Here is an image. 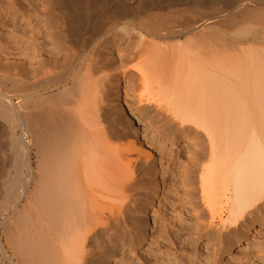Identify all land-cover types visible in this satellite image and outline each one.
<instances>
[{"label": "bare ground", "instance_id": "bare-ground-1", "mask_svg": "<svg viewBox=\"0 0 264 264\" xmlns=\"http://www.w3.org/2000/svg\"><path fill=\"white\" fill-rule=\"evenodd\" d=\"M199 1L41 0L45 22L29 23L31 30L20 33L26 41L38 29L49 39L50 63L43 58L49 66L42 59L48 67L41 73L38 65V72L24 56L18 75L0 73V131L10 105L20 132L18 139L12 133L9 139L6 129L0 134V254L10 264H85L88 254L98 263L103 249L114 259L120 242L131 247L145 240L155 264H187L175 255L171 261L170 231L176 237L186 232L183 242L206 236L212 251L192 249L189 259L214 264L224 246L245 243L252 228H264V201L258 203L264 200V0H244L237 9L231 1L219 11L227 17L207 16L203 21H215L203 31L197 30ZM240 18L245 26L224 39L221 29ZM61 50L66 59L59 62ZM112 66L110 76L119 71L134 82L125 87L123 102L106 91L111 101L103 110L120 118L118 130L116 123L106 131L99 121L100 101H106L97 72ZM136 80L143 91L134 106L153 112L150 124L158 123L155 129L171 144L185 141L182 160L156 133L131 130L126 103L132 99L126 97ZM128 137L133 139L117 145ZM134 188L143 196L137 201L128 195ZM156 195L163 196L157 205ZM186 205L194 215L185 214ZM257 247L263 254L264 246Z\"/></svg>", "mask_w": 264, "mask_h": 264}, {"label": "rangeland", "instance_id": "rangeland-1", "mask_svg": "<svg viewBox=\"0 0 264 264\" xmlns=\"http://www.w3.org/2000/svg\"><path fill=\"white\" fill-rule=\"evenodd\" d=\"M229 1L230 2H228L227 0H201V1H199L196 4V6L194 4L192 8L195 9V7H197L195 10L196 11H197V9L200 10V11H197V16H196L197 21H199V22H197V25H198L197 28L199 27L197 30L198 31L205 30V28H203L204 27V24H207V21L210 20V19L209 20H206V22L203 21V20H205L207 18V16H215V17L217 16L215 18V19L218 18L216 21H218L219 19L222 20V18L225 17L226 14L225 15L224 14H221V12H219V11L224 10L228 5L234 4V5H232V8H235L236 5L237 6L238 5L240 6V5H242L244 3V0H235L236 1V4L234 3L235 2L234 0H229ZM231 1H233V3ZM237 1H239V2H237ZM1 2H2V4L5 7H3L2 9L0 8V73L4 74L6 77H14V76L18 75V73H20L19 71H21L20 69L22 67L21 64L23 62H25V61L26 62H29V61L32 62L31 63L32 68L34 66L37 67L38 65H41L42 66V69L40 70V72L42 73L49 66V64H48L49 61L47 60L48 59L47 56L49 55V57L51 58V55L50 54L47 55L48 52H46V51H47L48 47H54V46L50 45L51 43L49 42V39L47 37L46 38L45 37L43 38L42 34L38 33V29H35L34 30L35 31L34 38L33 39H31V38L28 39L27 38L26 41L22 40V36H21V33H20V32H22V31H24L26 29H28L30 31L31 30V25L30 24H34V25L37 26L40 22L41 23L42 22L43 23L45 22L44 20L46 18V16H45V14H46L45 11L46 10L44 9V7L42 5L41 0H2ZM226 2H227V5L225 4ZM224 6H226V7H224ZM102 7L103 6H101L98 9V11L100 9H102ZM238 7H236V9ZM217 9H220V10H217ZM200 14L203 15L204 18ZM200 17H202V19ZM198 18H200L201 20H199ZM215 19L214 18L213 19L211 18L210 21H215ZM223 19H225V18H223ZM221 20H219V21H221ZM241 23H244V24H241ZM242 25L245 26V22L241 19V21L239 23L237 22V23H235L232 26L233 28L232 27L229 28L230 30L228 29L226 31L225 29H221V31L223 33L222 36L224 35V33H226L223 38L224 39H230V38L233 39L232 38L233 37L232 34L235 31V28L237 30V29H239L237 27H241ZM200 27H201L202 30L200 29ZM232 29H233V31H232ZM212 30H213V32L216 31V29L215 30L212 29ZM35 40H37V41L35 42ZM39 41L41 42V44L39 43ZM25 43L28 45V51H27L26 54L23 51V46H24ZM35 43H37V45L38 44L39 45L37 46V45H35ZM66 45H67V48H69L68 50L67 49L66 50H67L68 53L70 52V55H71L73 53V51L70 50V49H72L71 43L67 42ZM35 47H36V50H35ZM37 47H39V48L40 47L41 48L44 47L43 49H45V50H42L40 48L41 50L39 49L40 50L39 51L37 49ZM33 48H34V51H36V52L33 51ZM43 52H45V53H43ZM65 52L66 51H64V50H61L60 51V54H59L60 57L58 56V58L60 60L59 62H62L61 59L62 60L63 59L64 60L66 59V58H64V57H66V55H64ZM32 53L33 54L34 53L35 54L38 53L37 55H39L40 57L34 54L35 57H36V58H34V56L32 55ZM68 53H67V55H69ZM115 53H116V51L115 52L112 51V55L113 54L115 55ZM24 56L26 57V60H25V57ZM61 56H62V58H61ZM69 56H68V58H69ZM37 57H39V58H37ZM71 57H73V56L71 55ZM43 58H45L46 61H48V62L44 61ZM42 59H43V62L47 63V65H48L46 68L44 67L46 65L45 63L44 64L43 63L40 64V61L42 62ZM136 61H137V59H134L133 61H131V64H136ZM36 67H35V70L38 68V72H39V69L40 68L39 67L36 68ZM105 69H107V70H105ZM105 69H102V71L101 70L98 71L97 72L98 74L96 73L101 78L100 79L101 82L99 84L100 86L98 87V90L100 89L104 93L103 94L99 90V93L101 95H103V98H101V100H105L106 101V100H109V98H110V101H111V96H112V97H116L117 98V102H123V100H124V93H125V87L127 88V86H128V88H129L128 90H130V88H131L130 86H131L132 82H134V80L133 79H128L127 76L122 75L121 73H119V71H116L115 72L117 74L114 77L110 76V74H112V71H115V67L114 66H112V68L111 67H108V68H105ZM109 69H112V70H110L111 72H108ZM136 82H138V84H136V86L134 85L133 90L128 91L130 93H128L127 94V97H126L127 98V101H130L131 99L133 100V101L131 100V103L134 102V99L137 100V98H138L137 101L135 100L138 103H135L134 102L135 104L134 103L131 104L130 102L128 103L126 101L127 102L126 103V106H127L128 110H129V114L131 115V117H129L131 119V122H132V126H131L132 129L131 130H134V127H138L137 129L139 131L140 130L143 131L144 129H146V131L149 134H153L154 135L156 133V139L157 140H161V142H164L165 141L164 144L168 148L171 147V146H173L172 148H173L174 152H179L177 154L178 155H181L180 156L181 158H179V159L182 160L183 159L182 158V155L183 154H182V151L180 152V150H181V148H183V145L185 146V144H186L185 141L180 138V139H177V141L174 144L173 143L171 144V141L169 139H167L165 136H163L162 134H160V132L158 130L155 129V127L157 128V126L159 125L158 123L155 124V125L153 124V126H152V124H150L151 122H149V118L153 115V112L144 113V112H142V110L141 111L139 110L140 109L139 107H137V106L140 105V99L139 98H142L141 93L143 91V87L142 86H139L140 84H139V81L138 80H136ZM6 83H8V82H6ZM106 91H108L111 96L108 94V92H107V94L109 96L107 94H105ZM126 91H127V89H126ZM134 92H135V95L136 96L134 95ZM49 93L50 92H48V94ZM131 94H132V96H131ZM105 95L108 96L107 99H106L107 96H105ZM133 95L135 96V98H133ZM14 99L16 100V98H14ZM110 101H108V102L110 103ZM103 102L104 101H100V103H101L100 106L102 108L100 110V113H101L100 115L102 117L101 116L99 117L100 125L101 124L105 125V126L101 125V126H103L102 127L103 130L110 131V130L115 129L114 128V125L117 123L115 125V127L117 128V126H118V128H117V130H118L119 127H120V123H118V121H120V118H118L116 120L117 117H114V116H116L117 113H114L113 112V114H111L112 112L111 113H108L105 110H103V107H105V108H108L109 107V106H107L108 105L107 101L104 102V104H103ZM117 102H111V103H112V105L115 104V106H116V104L118 105ZM103 105H105V106H103ZM134 105H137V106H134ZM8 106H9V110L10 111L7 110L9 112L7 114L9 116L6 115L5 118H4L5 119V122H6V126L4 128H2V129H4V131L1 130L2 132L0 131V134H2L3 132H5V129H6V132L7 131L9 132V133L7 132V136L9 137V139L11 137L10 136L11 133L13 135L12 138H14V137L16 138L17 137L16 139H18L20 132H19V129L16 127V124H15L16 122L14 121V118H13V117H15V115L17 113H15L13 111V109L10 107V105H8ZM115 112H117V110ZM103 113L105 115H106V113H108L106 115V117L107 116L108 117L106 118ZM114 114H116V115H114ZM110 115H112L113 116V120H116V121H112V119H110V117H111ZM101 118L102 119L104 118L103 121H101ZM105 119H107V120H105ZM104 120L105 121L110 120V122L108 121V122L105 123ZM110 123H111L112 126L110 125ZM12 126H13L14 129L12 128ZM108 127H109V130H108ZM112 127H113V129H112ZM13 130L15 131L14 133H13ZM98 131H100V130L97 129L96 131H94V133H96V135H97V132ZM130 138L128 137V138L124 139L123 141H119L117 145L118 146H121L122 143L123 144H126L128 141H130V140L133 139L132 137H130ZM135 138L136 137H134V140L133 141L135 142V145H137L136 147H138V149H139L142 144H138L139 142L138 141L136 142V139ZM7 140L8 139H6V141ZM10 141L11 140H9V142ZM138 145H140V147ZM153 145H155V144H153ZM139 150H142V149L140 148ZM142 151H145L144 148H143ZM129 153H131V152H129ZM178 157H177V159H178ZM30 158H32L31 159L32 166L35 167L36 160H35V155L33 153V150H31V152H30ZM158 160L159 159H157V161ZM22 161H23V159H22ZM18 164H19V162H17V165ZM5 166H7L6 168H9L8 165H7V163H6ZM137 170L140 171L139 168H137L135 171H137ZM138 171L135 172V174H134L135 177L137 178V180L134 178L137 181V184H138V181H140L139 180L140 179L139 177H141L140 175L142 173L141 171L140 172H138ZM134 179H133V181H134ZM166 182H167L166 189H168L170 187V184H168V183H170V182L168 180ZM132 190H130L131 192L129 191V193H128V195H131L132 194L131 195V198L129 196V198L131 199V201H133V200L135 201L136 199L138 200L140 197H143L142 196V193L141 194L139 193L140 195H137L138 192L140 191L139 188H134ZM135 190H136V192H135ZM132 192L137 193L136 195L138 197H136V195H134L135 193H132ZM133 196H135V197H133ZM132 198H133V200H132ZM161 198H163L162 195H156L155 198H154L155 199L154 200V204L157 205L158 203H156V202H159L161 200ZM263 201L264 200H262L261 202L259 201L258 203L261 204ZM168 205H170V204L168 203ZM153 206L154 205H152V204L148 205L149 208H148V214H147V216H148V222H149L150 225L152 224V220H153V218H152V212H151L154 209ZM129 208H131V207H129ZM169 210H170V208L167 209V214H169V212H171V210L170 211ZM184 211L186 212L185 213L186 215H187L188 212H189L188 215H190V214L191 215H194L195 214L194 211H193V209H192V207L190 205H186V207L184 208ZM247 217H249V216H247ZM121 229H123V232L126 234L127 231H124L125 229L122 228V226H121L119 232L122 231ZM150 230L148 232L152 233V230L151 231ZM262 230H264V228H262L261 230H258V229H255V228L253 229L252 228L251 231L248 232L247 240H245V241H247V242H245L246 244L244 242L243 243L232 244V246L230 248H228V249L224 246L221 251H218L215 254L216 255V257H215L216 259L213 258V259H215L214 260V264H264V252H263V254H262V252H259L260 253L259 254L258 251H257V249H258L257 246L258 245L261 244L262 247L264 246V231H262ZM202 231H203V229H202ZM123 232H121L120 235H124ZM182 232L184 233L185 230L182 231ZM181 235L182 236H180V237H176L172 231H170V234H169L170 239H169V242H167V245H169V247H170L169 248L170 252H175L174 254L171 253V255L169 256L172 259L171 261L173 263H175L177 261L176 259L174 260V258H172L174 255L178 259L185 258V262L186 261H189L188 263L186 262L187 264L193 263V260L192 261L190 260V259H193V258L192 257L191 258L189 257L190 254H191L190 251L192 249L195 250L194 252H199V251L205 252V251H207L206 250V247H207V248H209L212 251V248H213L212 247V242L206 240V236H202V237L196 236V238L194 237L196 239V240L194 239L196 242L195 241L190 242L191 239H189V240H186V242H187L186 243V242H183V240L187 238L186 232L184 234H181ZM185 235H186V237H185ZM123 238H125L126 240H128L127 239L128 237H123ZM105 243H102V244H105ZM118 244H119V242H118ZM148 247L149 246H148L147 240L142 241V243L141 242L140 243H135L131 247L129 245H122V243L120 242V244L117 245V248H116V257L114 259H108L107 258L108 251L105 250V249H103V247H102V248H100V250L102 251V249H103V254L107 252L106 255L104 254V255H102V257L100 256L101 258L98 259L99 262L98 263H94V257H92L90 254L87 253L88 254L87 255L88 257L87 256L85 257V262H86L85 264H149V263L150 264H153V263L155 264V261L153 259H151L153 256H149V254H147L148 252H146L148 250ZM183 247L184 248L186 247L187 249H190V250H187L185 248L186 249L184 251L185 253L184 252L182 253V251L184 250ZM193 247L196 248V249H194ZM255 249H256L257 252L255 251ZM193 250L191 252H193ZM186 251H188V252H186ZM8 252L11 253V250H8ZM194 252H193V254H191V256L194 255ZM186 253L187 254L189 253L188 256H187ZM181 254H183V255H181ZM1 255L2 254H0V261H2L1 263H3V264H10L8 262L9 260H7V258L5 256H3V255L1 256ZM89 256L91 257L92 260L89 258ZM147 259H148L149 262L147 261ZM149 259L151 260V262H150Z\"/></svg>", "mask_w": 264, "mask_h": 264}]
</instances>
